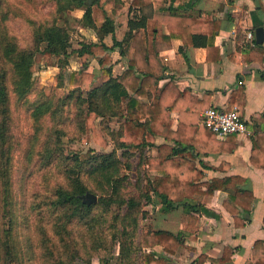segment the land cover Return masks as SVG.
Wrapping results in <instances>:
<instances>
[{
    "label": "trees",
    "instance_id": "16d2710c",
    "mask_svg": "<svg viewBox=\"0 0 264 264\" xmlns=\"http://www.w3.org/2000/svg\"><path fill=\"white\" fill-rule=\"evenodd\" d=\"M5 1L0 0V264H30L35 260L32 253L35 240L15 227L11 206L9 225L4 221L6 195H9V204L10 197L12 203L11 146L5 144L10 94L25 101L34 88L33 66L40 61L60 69L58 78L63 85L62 69L72 52H76L80 67L69 72L67 93L64 89L62 92L65 100L72 102L86 118V127L91 133L85 140L92 138L105 147L107 140L95 121L116 118L119 124L111 132L114 135L111 150L87 148L64 156L70 160L65 174L73 190L56 189L58 198L54 206L61 212L54 225L58 244L49 246L50 243L42 242L45 264H91L93 253L99 250L105 253L98 258L99 263L112 264L110 255L115 245L118 246L115 264H136V253L142 264H172L169 257L184 244V232L147 229L139 238L140 220L147 216L143 206L148 203L158 204L161 213L180 206L185 214L183 230L192 232L198 226L199 211L206 199L217 190H230L222 204L233 216L235 226H244L255 198L250 189L239 187L244 178L231 175L202 180L204 172L195 164L201 154L232 151L236 147L235 134L220 141L200 123V113L208 107L210 93L197 98L189 89L180 90L171 78L159 85L167 77L166 67L159 58L158 43L177 37L185 46L204 47L208 61L221 60L215 37L221 25L217 13L222 5L206 12L197 8L199 0H131L130 10L133 7L142 12L126 19L122 38L117 40L116 22L107 16V10L113 9L120 0H91L90 3L88 0H45L55 3V12L60 14L51 22L28 19L32 45L21 47L7 28ZM153 3H168V6L165 11L144 12ZM73 8L83 9L84 25L97 37L95 41H78L75 49L71 48L68 27L57 21L66 10ZM107 36L112 38L110 44L105 41ZM255 45L254 51L261 61L264 47L261 43ZM115 47L125 58V66L117 75L112 73L110 53ZM93 59L97 61L100 76V82L95 85L97 69L91 64ZM239 95H243L242 87L232 92L225 110L232 108ZM48 105V101H38L33 106V115L48 111ZM174 110L179 113L176 130L171 129L170 114ZM261 117L264 119V113ZM157 137L162 142H157ZM151 146L157 149L154 156L146 155L145 149ZM118 149L120 153L116 152ZM135 154L138 163L153 172L146 189H137V194L125 191L128 177L122 172L130 167L129 160ZM249 159L264 170V132L261 130L252 137ZM86 191L97 195L95 203L88 205L81 201L79 195ZM112 204L120 211L115 213ZM98 207L99 212H95ZM70 223H76V227L73 229ZM23 239H26L28 259L18 254ZM157 244L162 246V253L147 250ZM229 252L225 246L219 261H226ZM252 257L255 264H264V240H255ZM202 262L200 255L188 264Z\"/></svg>",
    "mask_w": 264,
    "mask_h": 264
},
{
    "label": "crops",
    "instance_id": "0c3cea01",
    "mask_svg": "<svg viewBox=\"0 0 264 264\" xmlns=\"http://www.w3.org/2000/svg\"><path fill=\"white\" fill-rule=\"evenodd\" d=\"M130 1L128 0L125 10L123 4H119L121 8L123 7L120 11L125 12L126 19L142 12L133 7L130 10ZM220 5L222 9L218 11L217 16L221 19V25L215 37V45L219 47L221 60L208 61L204 47L185 46L177 37L169 42L158 43L159 58L166 67L167 77L161 80L159 85L162 86L171 78L180 90L189 89L197 98L210 93L208 107L222 109L227 108L232 92L242 87L243 95L235 97V104L231 109H236L240 113L248 127V133L235 135L236 147L232 151L201 154L197 156L195 164L204 172L202 180L231 175L244 178L239 187L250 189L255 198L250 213L246 214L247 221L240 227L235 226L233 216L222 204L230 190H217L206 199L199 211L198 226L192 232L183 230L185 214L180 206L169 213L159 212L163 216L161 220L163 226L160 228L184 232V244L169 257L172 264H188L200 255L203 257L202 264H255L252 257L253 244L257 239L264 240V170L254 166L249 159L252 137L256 131L264 132V119L261 117L264 113V55L259 61L257 52L254 51L257 48L255 28L264 27V0H199L197 8L208 12L217 10ZM167 6L168 3H153L145 8L144 12L165 11ZM118 13L116 8L107 10V16L116 22V28H120L122 34L126 20L123 24L117 23ZM248 31L254 33L253 41L247 39ZM92 40L95 41L96 38L92 37ZM261 44L264 47V41ZM110 53L112 73L117 75L125 66V58L119 53L118 47L112 49ZM72 54H75L76 61L72 67L67 64L70 71L80 67L76 52ZM94 60L96 61L93 59L91 63ZM95 68L98 74V65ZM98 77L99 83L100 76ZM138 99L148 101L144 97ZM170 115L171 129L176 130L179 113L174 110ZM113 119L119 124L116 118ZM216 138L220 141L225 139L217 136ZM162 140L161 137H157V142ZM148 148L151 149L152 156L156 155L155 146ZM225 246L230 249L229 258L220 262ZM147 250L163 252L162 246L158 244Z\"/></svg>",
    "mask_w": 264,
    "mask_h": 264
},
{
    "label": "rangeland",
    "instance_id": "374dc122",
    "mask_svg": "<svg viewBox=\"0 0 264 264\" xmlns=\"http://www.w3.org/2000/svg\"><path fill=\"white\" fill-rule=\"evenodd\" d=\"M121 1L122 3L115 2L114 8L119 11L117 23L122 22L123 24L126 14L125 12L121 13L120 9L123 7L121 8L119 4H123L125 10L128 0ZM5 7L8 14L7 28L16 37L21 47L32 45L31 27L28 19L51 22L54 17L60 14L55 12V3L45 0H6ZM61 17L57 21L61 24L65 23L68 27L72 49L79 46L78 41L80 40H92V37L97 40L94 31L84 25L82 8L68 9ZM116 30L115 38H122L120 28H116ZM116 39L118 40V38ZM106 40L110 44L111 36H108ZM68 61L72 67L76 61L75 54L71 53ZM91 64L94 67L97 65L95 60ZM69 71L70 67L67 66L62 69V85L58 78L60 72L58 67L47 66L45 61L36 62L33 66L34 88L26 96L25 101H19L13 94H10V112L5 120L7 132L5 144L9 143L11 146L12 203L10 197L9 204V195H6L4 221L6 225H9L8 209L11 206L15 227L19 229L20 233L30 234L29 237L35 240L32 252L35 260L30 264H45L43 241H46L47 244L50 243L49 246L58 244V235L54 231V225L57 224L61 212L57 206H54L58 198L56 189L61 187L73 190L72 184L65 174V167L70 163V160L67 161L64 156L74 151H85L87 148H92L95 151H109L114 146V135L111 132L116 130L118 124L113 118L95 121L97 127L101 129L103 137L107 140V146H101L92 138L85 140L86 136L91 133L86 127V118L72 102L65 100L62 92L64 89L65 94L67 93ZM98 76L99 74L93 81L94 85L99 81L97 80ZM43 100L49 103L48 111L42 112L40 115H33L34 104ZM29 104L31 105L29 106ZM145 150L146 155H151L150 148ZM116 152L120 153L121 150L118 149ZM129 161L130 167L122 170L128 177L125 191L137 194V189H146L148 177H152L153 172L138 163L137 154L132 156ZM111 208L115 213L120 211L116 204H112ZM158 208V204L152 203L143 206V209L147 211V216L140 220L139 238L147 229L163 226L161 224L163 216L159 213ZM95 212H99V207L95 209ZM70 224L73 229L76 227V223ZM139 238H136V242L139 241ZM21 246L18 254L28 259L26 239H23ZM117 251L118 246L115 245L110 255L112 264L116 262ZM102 256H105L104 251L94 252L91 264H100L98 258ZM135 258L136 264H142L139 254L136 253Z\"/></svg>",
    "mask_w": 264,
    "mask_h": 264
},
{
    "label": "built area",
    "instance_id": "2783aa9c",
    "mask_svg": "<svg viewBox=\"0 0 264 264\" xmlns=\"http://www.w3.org/2000/svg\"><path fill=\"white\" fill-rule=\"evenodd\" d=\"M246 37L248 40L253 41L254 33L248 31ZM200 123L220 138L229 134L248 133L247 125L236 109L225 110L209 106L201 113Z\"/></svg>",
    "mask_w": 264,
    "mask_h": 264
},
{
    "label": "water",
    "instance_id": "95a60500",
    "mask_svg": "<svg viewBox=\"0 0 264 264\" xmlns=\"http://www.w3.org/2000/svg\"><path fill=\"white\" fill-rule=\"evenodd\" d=\"M89 3L91 0H88ZM255 41L257 43H262L264 41V27L257 26L255 28ZM81 201L85 204L95 203L97 201V195L91 191H86L85 193L79 195Z\"/></svg>",
    "mask_w": 264,
    "mask_h": 264
}]
</instances>
